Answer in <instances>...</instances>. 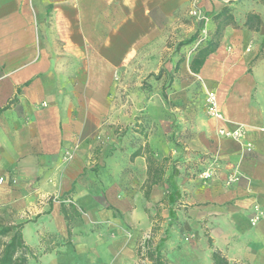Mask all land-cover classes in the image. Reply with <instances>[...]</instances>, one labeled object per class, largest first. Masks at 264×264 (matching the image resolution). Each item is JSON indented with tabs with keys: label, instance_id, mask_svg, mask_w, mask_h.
I'll use <instances>...</instances> for the list:
<instances>
[{
	"label": "crops",
	"instance_id": "crops-1",
	"mask_svg": "<svg viewBox=\"0 0 264 264\" xmlns=\"http://www.w3.org/2000/svg\"><path fill=\"white\" fill-rule=\"evenodd\" d=\"M224 6L233 22L215 50L196 72L200 47L180 58L198 98L168 117L152 107L148 134L119 133L129 119L117 94L146 45L193 9L211 39ZM248 12L257 29L244 25ZM263 37L260 0H0V220L22 223L28 264L69 250L89 264H134L147 232L170 264H212L214 249L264 264ZM208 91L220 117L206 111ZM238 128L239 138L220 132ZM212 158L204 182L197 173ZM230 165L240 177L226 185Z\"/></svg>",
	"mask_w": 264,
	"mask_h": 264
},
{
	"label": "rangeland",
	"instance_id": "rangeland-1",
	"mask_svg": "<svg viewBox=\"0 0 264 264\" xmlns=\"http://www.w3.org/2000/svg\"><path fill=\"white\" fill-rule=\"evenodd\" d=\"M206 22L205 18L189 12L187 15L178 18L177 26L171 29L169 39H159L154 44L146 45L144 59L139 60L138 63L136 60L132 63L133 69L131 68L128 76H123L122 80L126 88L117 94L118 99L127 102L126 115L129 119L125 128L123 127L118 131L119 133H124L126 130L130 133L131 129L143 127L148 134L151 132L152 126L149 117L156 106L160 105L162 108L160 113H157L158 116L168 117L173 114L171 110L182 106L181 104L185 100L198 98L197 89L189 93L185 88L186 84L192 82L190 75L188 73L178 75V69L180 70V58L204 45ZM193 33L197 35L198 39L189 44H180ZM138 121H145L144 126H142V122ZM174 126L177 127L175 124L172 125V127ZM171 137L174 135L172 134ZM3 215L0 221L9 223V215ZM168 230V227L164 230L165 237H167ZM145 235L151 234L147 232ZM148 236H145L144 239H147ZM144 239L138 243V248L142 250V253L138 255L134 264H150V261L142 256L145 245ZM189 239V235L184 238V240ZM165 245L162 243V250L166 248ZM163 252L165 253V251ZM80 255L83 256V261L76 258ZM85 256L86 252L80 253L69 250L67 253L54 254L55 261L53 264H89ZM42 264L50 263L43 260Z\"/></svg>",
	"mask_w": 264,
	"mask_h": 264
},
{
	"label": "trees",
	"instance_id": "trees-1",
	"mask_svg": "<svg viewBox=\"0 0 264 264\" xmlns=\"http://www.w3.org/2000/svg\"><path fill=\"white\" fill-rule=\"evenodd\" d=\"M232 0H228L231 2ZM264 5V0H260ZM213 19L217 21L216 28L213 32L211 39H206L204 45L200 47L197 55L192 59L190 67L194 72L203 63L205 57L213 52L219 42L224 26L233 22V16L228 6H224L217 14L213 16ZM260 17L256 12H248L244 25L248 29H257L260 24ZM197 35H192L190 38L181 42L180 44H189L195 41ZM264 45V37L262 40ZM262 45V46H263ZM181 59L179 60V62ZM173 194H176L174 191ZM142 253V250L138 249V255ZM32 256V250L29 245L26 244L22 234V223H3L0 222V264H28L29 258ZM143 258L150 261V264H170L166 254L163 252L161 246L153 247L152 242L147 240L144 245ZM210 258L212 264H237L230 262L219 250H212Z\"/></svg>",
	"mask_w": 264,
	"mask_h": 264
},
{
	"label": "built area",
	"instance_id": "built-area-1",
	"mask_svg": "<svg viewBox=\"0 0 264 264\" xmlns=\"http://www.w3.org/2000/svg\"><path fill=\"white\" fill-rule=\"evenodd\" d=\"M191 14L200 16L197 9H193L191 11ZM203 18H205V17L203 16ZM247 50H249V48H247ZM204 105H205V108H206V111L208 114L214 115L217 117L221 116V112L218 110V107H217V98H216V93L214 91L206 92L205 97H204ZM220 132L223 133L227 137H235V138H239L243 134V131L241 130V128H238V129L233 130V131L221 130ZM246 147L248 150H250L251 144L246 143ZM217 167H218L217 159L212 158V160L202 170H200L197 173V177L199 179H201L202 181L207 182L208 180L212 179L216 175ZM239 177H240V174H239L237 167L230 165L229 171L225 177L224 183L226 185H231L232 183L238 181ZM255 209L257 211V214H255L252 221H256L261 216H263V212L259 209V207L257 205L255 206Z\"/></svg>",
	"mask_w": 264,
	"mask_h": 264
}]
</instances>
